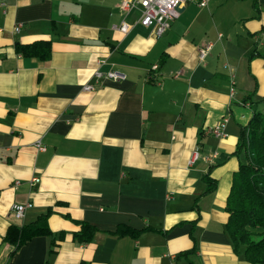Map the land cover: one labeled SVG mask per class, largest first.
I'll return each instance as SVG.
<instances>
[{
  "label": "crops",
  "instance_id": "1",
  "mask_svg": "<svg viewBox=\"0 0 264 264\" xmlns=\"http://www.w3.org/2000/svg\"><path fill=\"white\" fill-rule=\"evenodd\" d=\"M121 1L0 0V264H250L225 207L264 103V0H186L158 37ZM38 39L47 60L17 48ZM15 202L31 203L21 218ZM47 213L50 234L5 238Z\"/></svg>",
  "mask_w": 264,
  "mask_h": 264
},
{
  "label": "trees",
  "instance_id": "2",
  "mask_svg": "<svg viewBox=\"0 0 264 264\" xmlns=\"http://www.w3.org/2000/svg\"><path fill=\"white\" fill-rule=\"evenodd\" d=\"M50 47L49 40L38 39L20 43L17 48L24 55L47 60L51 55ZM238 138L234 153L238 156L244 153L245 159H240L238 169L233 172L225 207L229 214L226 225L235 250L242 248L244 258L250 264H264V110L254 112ZM205 179L209 182L205 192L213 191L217 180L211 178L210 173ZM48 214L32 223L9 226L5 238L19 247L35 236L50 234L52 231L46 221ZM75 222L80 225L74 233L77 239L91 241L98 228L86 220ZM123 228L119 226L115 233L125 232ZM126 230L141 231L128 227Z\"/></svg>",
  "mask_w": 264,
  "mask_h": 264
},
{
  "label": "built area",
  "instance_id": "3",
  "mask_svg": "<svg viewBox=\"0 0 264 264\" xmlns=\"http://www.w3.org/2000/svg\"><path fill=\"white\" fill-rule=\"evenodd\" d=\"M186 0H122L121 7L124 10L129 11L130 9L141 6V23L145 26L151 27V34L153 36H161L164 34L170 27L171 22L174 18H176L179 14L180 8L183 7ZM206 0H201L200 5H205ZM20 29V25L16 26V30ZM212 48L211 42L203 43L198 48V56L201 60H203L209 51ZM97 81L103 79H113V80H121L125 78V75L116 71L110 70L107 72L101 71L99 69L95 70L93 73ZM95 85L92 83H86L84 88L87 90H93ZM228 118H224L221 123L219 122L216 126L211 128V132L216 136H223L224 126L227 122ZM38 148L44 149L41 143H38ZM198 155V151H195L194 156ZM214 157V155L212 156ZM37 178H33V182L36 181ZM31 206L30 202H15L11 205V213L17 218H21L24 216L25 211L28 207Z\"/></svg>",
  "mask_w": 264,
  "mask_h": 264
},
{
  "label": "rangeland",
  "instance_id": "4",
  "mask_svg": "<svg viewBox=\"0 0 264 264\" xmlns=\"http://www.w3.org/2000/svg\"><path fill=\"white\" fill-rule=\"evenodd\" d=\"M262 57H264V56H262ZM263 108H264V103L262 102V104H261V101H260V103H258L257 110H262L263 111L264 110ZM240 156H241L240 157L241 160H244L245 159L244 153H241ZM222 187H223V183H222Z\"/></svg>",
  "mask_w": 264,
  "mask_h": 264
}]
</instances>
